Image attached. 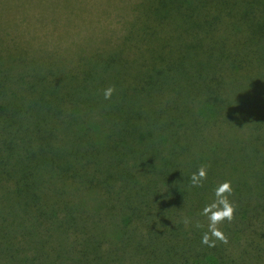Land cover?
I'll list each match as a JSON object with an SVG mask.
<instances>
[{"label":"trees","instance_id":"16d2710c","mask_svg":"<svg viewBox=\"0 0 264 264\" xmlns=\"http://www.w3.org/2000/svg\"><path fill=\"white\" fill-rule=\"evenodd\" d=\"M44 1L47 32H91L59 59L0 25V264H264V0ZM225 181L235 219L208 247Z\"/></svg>","mask_w":264,"mask_h":264},{"label":"rangeland","instance_id":"374dc122","mask_svg":"<svg viewBox=\"0 0 264 264\" xmlns=\"http://www.w3.org/2000/svg\"><path fill=\"white\" fill-rule=\"evenodd\" d=\"M97 3V5L101 4L102 0H86L85 4L82 5L86 11H92L94 10L93 4ZM67 11H69L70 8H73V10L77 11V0H60V3ZM47 6V2L42 0H1L0 1V25L2 28L6 26H10L13 29H16V25L20 22V20H27L29 21L28 26L25 24V29H21L22 33L26 34V40L31 42L32 45L33 42L35 43L37 40L35 47L42 50H49V48L46 49L44 47L47 44L49 40L55 39L54 43H62L63 46L69 45L71 42H75V33H77V36H81L84 38L87 34L91 32V30H85L88 27V24L84 23H77V29L74 31L75 33L66 32L64 30L65 27H67L70 24L71 17H66L63 22L59 24L58 30H55L53 32H47L46 27V14L44 12V9ZM16 7L20 8L22 10V13L19 18L15 17L14 11L16 10ZM72 10V9H71ZM84 16H88L87 13L84 12ZM75 15L77 16V12H75ZM73 16V15H72ZM95 19V22H93L90 26L95 27L98 34H109V31H103L102 27L107 26L110 28L120 27L119 26V19L116 18V16L112 15L109 17H106L105 15H101L99 19L96 17H92ZM58 21H62V18H57ZM78 20H81L78 18ZM16 24V25H15ZM27 26V28H26ZM95 30V31H96ZM50 35V36H48ZM42 36V37H40ZM84 36V37H83ZM48 37V40L45 38ZM50 50L53 51V53L60 59H64V57L68 53V48L55 46L53 48H50ZM79 50H77L78 54ZM256 244H261L264 247V241H255ZM242 246H246L244 241L241 242ZM240 245V244H238ZM112 249V244H108L106 246V250L110 251ZM242 253V252H241ZM239 253L238 255H240ZM238 255H234L235 257H238Z\"/></svg>","mask_w":264,"mask_h":264},{"label":"clouds","instance_id":"9594fccd","mask_svg":"<svg viewBox=\"0 0 264 264\" xmlns=\"http://www.w3.org/2000/svg\"><path fill=\"white\" fill-rule=\"evenodd\" d=\"M116 94L117 88L114 85L105 88L103 91V97L106 101H111ZM207 176L208 166L202 165L196 173L192 174V187H203V181L207 179ZM233 194L234 188L231 181H225L216 187V201L210 205H206L202 212L209 220L208 232L204 233L201 237L202 244L208 247H215L217 241L223 244L228 243V237L221 230L220 225L225 221L231 223L235 219L237 206L229 199ZM189 222L190 221L185 220L186 224ZM196 227L200 228L202 225L198 223ZM209 233L211 235H209Z\"/></svg>","mask_w":264,"mask_h":264}]
</instances>
